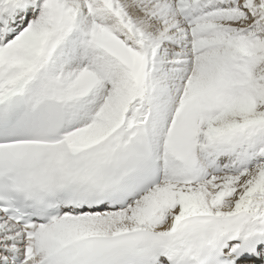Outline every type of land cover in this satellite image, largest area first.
I'll return each mask as SVG.
<instances>
[{"label": "snow or ice", "instance_id": "snow-or-ice-1", "mask_svg": "<svg viewBox=\"0 0 264 264\" xmlns=\"http://www.w3.org/2000/svg\"><path fill=\"white\" fill-rule=\"evenodd\" d=\"M0 264H264V0H0Z\"/></svg>", "mask_w": 264, "mask_h": 264}]
</instances>
